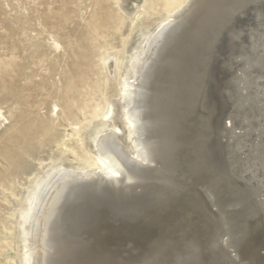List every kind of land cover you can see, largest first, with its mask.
<instances>
[{"label": "bare ground", "instance_id": "obj_1", "mask_svg": "<svg viewBox=\"0 0 264 264\" xmlns=\"http://www.w3.org/2000/svg\"><path fill=\"white\" fill-rule=\"evenodd\" d=\"M141 3L124 0L122 7L131 13ZM250 16L256 26L239 24ZM243 35L244 51L227 53L222 65L233 85L228 92L232 111L217 132L229 174L237 162L239 181L256 197L247 213L251 231L236 240L225 227L202 233L203 217L209 218L202 195L168 182L167 174L169 158L181 148L211 177L227 179L205 165L198 147L206 139L202 131L177 147L170 121L174 114L188 123L201 116L205 124L199 121L198 126L208 125L212 103L200 79L213 77L221 45ZM135 36L122 58L109 57L106 63L115 75L121 61L120 83L116 100L108 101L101 121L86 131L94 162H54L30 194L21 223L23 264H235L229 248L253 264H264V0H184L166 20ZM199 185L222 209L214 188ZM104 208L110 215L101 212ZM185 211L197 214L195 233L185 238L183 250L174 245L170 252L168 244L181 234L183 224L179 231L176 226ZM220 234L228 240H218Z\"/></svg>", "mask_w": 264, "mask_h": 264}, {"label": "rangeland", "instance_id": "obj_2", "mask_svg": "<svg viewBox=\"0 0 264 264\" xmlns=\"http://www.w3.org/2000/svg\"><path fill=\"white\" fill-rule=\"evenodd\" d=\"M183 1L142 0L130 13L122 7L124 0H0V264H23L22 216L48 167L68 158L94 162L86 131L101 121L108 101L116 100L119 91L121 61L113 75L106 68L108 58H122L136 33L166 20ZM184 117L174 114L170 121V137L177 147L185 143V137L197 134ZM230 151L231 155L236 152L233 146ZM238 167L234 163L227 179L219 180L181 148L169 158L168 182L202 195L209 217H203L202 233L222 232L225 227L237 240L251 231L247 213L256 197L239 181ZM199 182L214 188L222 209ZM208 199L214 205L211 209ZM104 209L101 212L110 215ZM196 215L183 213L176 231L182 224L183 228L168 244L170 252L174 245L175 250L186 246L185 238L195 233ZM217 239L223 242L228 235ZM234 250L228 249L235 264H253Z\"/></svg>", "mask_w": 264, "mask_h": 264}, {"label": "water", "instance_id": "obj_3", "mask_svg": "<svg viewBox=\"0 0 264 264\" xmlns=\"http://www.w3.org/2000/svg\"><path fill=\"white\" fill-rule=\"evenodd\" d=\"M249 18L250 19L247 20L248 23L243 25L240 22L239 24L245 28H247L249 25L256 26L257 23L255 22L253 16H250ZM238 27L240 28V26ZM245 38V36H242V40H238L237 38L226 40L221 45L222 48H220L219 51V59H217L216 65L214 64L213 66L215 67L213 72H211L213 77L206 78L203 76L200 79V82L204 79L202 85L204 87V92H206L207 103H212V108L207 114L208 119L206 123L208 125H206L205 128L198 126L199 121L200 123L205 124V117L197 116V118L191 120V125L195 129V132L201 130L202 133L200 136L206 137L205 142L198 145V147H202L200 153H204L203 159L205 165L208 163L210 165L209 167L216 171L215 173L221 174L224 177L229 176V161L225 152V148L218 139L219 135L217 132L219 129L220 132L223 131L226 121L225 119L232 111V102L231 98L228 97V92L231 91L233 85L230 82L228 70L222 65L225 64L224 62H227V53L230 54V52L234 51V55H237L240 53V51H244L243 41H245ZM227 41L232 42V48L229 47V42ZM219 63L221 65H219Z\"/></svg>", "mask_w": 264, "mask_h": 264}]
</instances>
